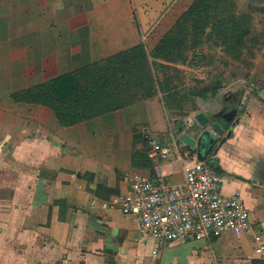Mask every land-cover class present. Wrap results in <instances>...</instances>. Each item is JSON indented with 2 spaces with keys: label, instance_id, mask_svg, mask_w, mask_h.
Instances as JSON below:
<instances>
[{
  "label": "crops",
  "instance_id": "obj_1",
  "mask_svg": "<svg viewBox=\"0 0 264 264\" xmlns=\"http://www.w3.org/2000/svg\"><path fill=\"white\" fill-rule=\"evenodd\" d=\"M194 1L0 0V264H264V250L255 251L264 245V0H234V15L249 17L246 38L260 44L253 55L243 51L247 64L219 46L231 62L212 82L207 62L190 61L183 73L199 80L162 79L153 95L70 125L49 106L14 96L149 33L155 47ZM170 7L182 11L166 22L159 14ZM211 28L200 40L219 38ZM214 82L220 87L211 93ZM199 110L223 127L217 152L203 161L219 168L224 194L241 193L251 228L156 241L111 201L132 175L154 178L147 144L172 146L176 137L186 159L200 158L180 140L193 135ZM162 168L167 181H182L174 155Z\"/></svg>",
  "mask_w": 264,
  "mask_h": 264
},
{
  "label": "trees",
  "instance_id": "obj_2",
  "mask_svg": "<svg viewBox=\"0 0 264 264\" xmlns=\"http://www.w3.org/2000/svg\"><path fill=\"white\" fill-rule=\"evenodd\" d=\"M233 7L234 0H195L188 12H183L179 16L151 52L148 53L144 44L139 43L47 82L21 90L14 96L21 101L49 106L64 125L148 97L156 92L150 60L152 59L153 63L157 57L173 62L178 60L180 58L177 57L178 53L184 49L188 41L194 43L202 41L196 37L201 38L210 23L211 32L219 34L217 43L230 55L233 49L231 58L240 61L246 58L247 64L249 57L244 56L243 51L253 55V49L258 47L260 41L255 36L249 40L246 38V34L251 32L247 25L248 14L239 15V18L233 14ZM183 59L181 56L180 61ZM111 60L116 63V68ZM111 68L115 70H110ZM219 87L220 83L214 82L210 84L208 90L214 93ZM160 88L162 89L161 86ZM179 92L176 90L175 94ZM148 151L147 144L146 156ZM212 166L219 171L217 166Z\"/></svg>",
  "mask_w": 264,
  "mask_h": 264
},
{
  "label": "built area",
  "instance_id": "obj_3",
  "mask_svg": "<svg viewBox=\"0 0 264 264\" xmlns=\"http://www.w3.org/2000/svg\"><path fill=\"white\" fill-rule=\"evenodd\" d=\"M172 146L152 142L148 157L154 162V178L138 174L128 179V190L111 202L132 214L156 241L185 242L210 238L225 231L239 235L251 228L249 211L238 190L224 194L221 174L196 158L186 159L176 137ZM174 155L181 164V182L165 178L162 162ZM264 250V245L255 251Z\"/></svg>",
  "mask_w": 264,
  "mask_h": 264
},
{
  "label": "rangeland",
  "instance_id": "obj_4",
  "mask_svg": "<svg viewBox=\"0 0 264 264\" xmlns=\"http://www.w3.org/2000/svg\"><path fill=\"white\" fill-rule=\"evenodd\" d=\"M180 4V3H179ZM158 11L157 9H154L153 12ZM180 11L179 8L178 9H173L172 7L161 10L159 17L162 15H165V20L167 22L166 17H170L173 14H178ZM165 12V13H164ZM256 12V14L259 13L258 10L254 11ZM183 12H181V14H179V16L182 15ZM231 13V12H230ZM234 14V13H233ZM169 15V16H168ZM179 16H177L176 19L179 18ZM257 17H262L261 13L258 14ZM161 20V19H160ZM176 21V20H175ZM161 22V21H160ZM159 22V27L161 26L162 23ZM203 36V34L201 35ZM200 36H198V38L196 37V39H200ZM151 39V40H150ZM193 39V37H192ZM149 41L152 42V36L147 35V37L144 39V46L145 49L147 50V52H151L153 50V48L150 49V43ZM217 41H210V40H202L201 42H192V41H188L184 47V49H182L181 52L178 53L177 57L178 60L173 61H168L166 59L163 58H159L157 57L156 59H154V63L152 62V59L150 60V67H151V74L153 75V83H154V88L157 91V85L163 87L161 80L164 79V82L171 83L172 81L175 80V82L180 86L183 85L184 82H186V80L188 79L189 81L192 80L193 78L195 79V77H193L190 74H184L183 73V69H184V65L190 63L191 61V65L194 67L197 64H202V63H208V68L211 71L210 72V80L209 82H212L215 80V76L217 73L221 72V70L224 69L223 65L229 64L231 62V58L227 57L226 54H222V52L218 51L219 50V46H221L220 44H216ZM197 52L199 54V58L197 56V58L191 59L190 55H192V53ZM116 54V53H115ZM181 56L184 57L183 61H180ZM117 59V57H116ZM112 62H114V60H111ZM247 61V59H243L241 60V63L243 62L244 64H246L245 62ZM117 65L114 62V68H116ZM114 68H111L110 70H115ZM112 71V72H113ZM109 72V73H112ZM185 72V71H184ZM187 73V72H186ZM190 75V76H189ZM170 76L169 79L168 77ZM166 79V80H165ZM196 81L199 79H195ZM205 83V81H204Z\"/></svg>",
  "mask_w": 264,
  "mask_h": 264
},
{
  "label": "water",
  "instance_id": "obj_5",
  "mask_svg": "<svg viewBox=\"0 0 264 264\" xmlns=\"http://www.w3.org/2000/svg\"><path fill=\"white\" fill-rule=\"evenodd\" d=\"M193 120L197 123L194 128L193 135L189 133H182L180 140L184 141L186 145L196 150L198 160L203 161L206 154L212 150L215 154L218 146L215 144L219 141V137L223 134V127L217 120L211 119L204 111L199 110L193 114Z\"/></svg>",
  "mask_w": 264,
  "mask_h": 264
}]
</instances>
